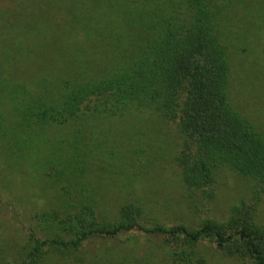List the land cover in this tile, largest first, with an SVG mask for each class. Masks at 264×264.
<instances>
[{"label":"trees","instance_id":"16d2710c","mask_svg":"<svg viewBox=\"0 0 264 264\" xmlns=\"http://www.w3.org/2000/svg\"><path fill=\"white\" fill-rule=\"evenodd\" d=\"M31 1L48 5L35 17L11 18L3 41L17 63L27 55L21 40L34 37L42 66L30 87L0 86V160L4 181L38 179V198L53 197L31 204L34 227L18 264L65 259L86 240L132 231L157 238L151 243L168 264H207L206 247L264 264L257 222L264 125L234 94L243 63L264 68V0H20L18 6ZM140 116L176 124L183 182L205 202L216 195L223 170L253 182L252 199L235 203L225 221L206 215L196 225L147 224L140 201L103 218L93 189L95 179L103 180L93 159L104 154L102 127Z\"/></svg>","mask_w":264,"mask_h":264},{"label":"rangeland","instance_id":"374dc122","mask_svg":"<svg viewBox=\"0 0 264 264\" xmlns=\"http://www.w3.org/2000/svg\"><path fill=\"white\" fill-rule=\"evenodd\" d=\"M19 1L0 0V86L5 89L20 84L30 87L39 74L38 67L42 66L37 62L34 37L27 36L21 40L27 53L24 59L16 63L7 55L9 45L3 39L10 19L23 15L35 17L41 8L48 5L31 1L30 4L23 2L18 6ZM255 66L253 61L243 63V70L236 75L234 94L239 106L264 125V86L262 91L258 85V82L264 84V68L258 70ZM141 118L144 119L107 122L102 127L107 133L103 151L100 148L104 154H101L100 161L97 156L93 159L95 168L101 167L96 172L103 176V180L95 179L93 189L98 198L95 193L92 197L97 198L98 213H102L103 218H114L120 205L125 202L140 201L147 224L158 222L172 225L181 222L196 225L206 215L216 221H225L235 203L241 199H252L253 182L235 172L223 170L217 178L216 195L205 202L198 190L189 189L183 182L180 162L183 147L176 124L158 121L154 116ZM4 168L0 160V264H18L24 256L29 228L34 227L29 215L31 204L44 203L53 195L47 193L38 198L43 186L38 179L31 183H26L24 179L19 181L17 177L13 180L5 178L4 181ZM257 222L264 228V195L258 205ZM155 239L137 231L115 238L94 237L86 240L72 256L61 260L47 257L44 262L168 264L162 249L151 243ZM208 249H203L207 264H251L248 260Z\"/></svg>","mask_w":264,"mask_h":264}]
</instances>
